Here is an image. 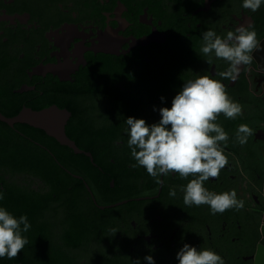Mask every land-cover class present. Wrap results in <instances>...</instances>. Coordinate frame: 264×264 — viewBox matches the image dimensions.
Returning a JSON list of instances; mask_svg holds the SVG:
<instances>
[{
  "label": "flooded vegetation",
  "instance_id": "af4514ba",
  "mask_svg": "<svg viewBox=\"0 0 264 264\" xmlns=\"http://www.w3.org/2000/svg\"><path fill=\"white\" fill-rule=\"evenodd\" d=\"M241 4L0 0V191L18 198V215L31 225L21 252L0 264H143L148 255L178 264L185 243L225 264L255 263L264 215V43L234 81L219 75L226 61L200 54L207 30L226 37L250 28L264 42V5L253 13ZM197 75L219 80L242 105L235 119L217 116L229 136L220 144L227 164L203 186L235 190L244 206L214 215L208 205L183 203L180 187L195 176L170 173L157 183L133 167L125 133L129 117L158 122L153 108L171 107ZM241 124L252 130L243 146L235 138Z\"/></svg>",
  "mask_w": 264,
  "mask_h": 264
},
{
  "label": "clouds",
  "instance_id": "9594fccd",
  "mask_svg": "<svg viewBox=\"0 0 264 264\" xmlns=\"http://www.w3.org/2000/svg\"><path fill=\"white\" fill-rule=\"evenodd\" d=\"M262 5L264 0H242L241 4L242 8L253 13ZM262 43L257 38V32L250 28L240 27L235 32H228L226 37L207 30L202 34L200 54L207 57V63H212L213 57L226 61L227 70L219 75L234 81L240 66L251 63L250 53L259 49ZM160 100L165 103L164 97ZM153 111H158L160 117L153 124L134 117L125 120L128 146L137 162L133 167H143L148 175L156 178L157 183H160L159 177L170 173H178L183 179L195 176L180 187L185 206L208 205L213 215L230 208H243L244 202L237 199L235 190L216 194L203 186L205 181L218 177L227 164L220 144L226 143L229 136L220 124L215 123L217 116L223 113L226 119H235L242 114V105L227 95L224 85L207 75H197L195 79L183 82L171 101V107H154ZM250 135L252 130L249 126L241 124L235 134L236 142L243 146ZM169 196H177L175 188L169 190ZM4 198V192L0 191V201ZM30 228L26 215L17 219L0 207V259L17 257L28 243L22 233H27ZM175 258L178 264H225L216 252L197 250L187 243L179 249ZM133 264H142V261L137 259ZM143 264H155L153 256L143 257Z\"/></svg>",
  "mask_w": 264,
  "mask_h": 264
},
{
  "label": "water",
  "instance_id": "95a60500",
  "mask_svg": "<svg viewBox=\"0 0 264 264\" xmlns=\"http://www.w3.org/2000/svg\"><path fill=\"white\" fill-rule=\"evenodd\" d=\"M62 144L72 147L74 149L75 145L69 142L66 139L59 138ZM255 263L254 264H264V215L262 216V224L260 229V241L257 246L256 254H255Z\"/></svg>",
  "mask_w": 264,
  "mask_h": 264
},
{
  "label": "trees",
  "instance_id": "16d2710c",
  "mask_svg": "<svg viewBox=\"0 0 264 264\" xmlns=\"http://www.w3.org/2000/svg\"><path fill=\"white\" fill-rule=\"evenodd\" d=\"M18 198H10L0 201V207H4L9 213H11L15 218H19L18 212L19 208L17 207ZM22 228V226H21Z\"/></svg>",
  "mask_w": 264,
  "mask_h": 264
},
{
  "label": "crops",
  "instance_id": "0c3cea01",
  "mask_svg": "<svg viewBox=\"0 0 264 264\" xmlns=\"http://www.w3.org/2000/svg\"><path fill=\"white\" fill-rule=\"evenodd\" d=\"M261 52L264 53V44H263V47H262V49H261ZM262 53H261V54H262Z\"/></svg>",
  "mask_w": 264,
  "mask_h": 264
}]
</instances>
